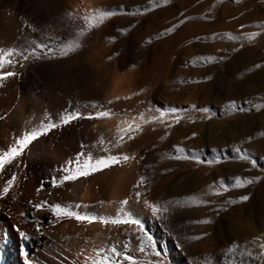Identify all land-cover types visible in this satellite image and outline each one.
I'll return each mask as SVG.
<instances>
[{
	"label": "rangeland",
	"instance_id": "obj_1",
	"mask_svg": "<svg viewBox=\"0 0 264 264\" xmlns=\"http://www.w3.org/2000/svg\"><path fill=\"white\" fill-rule=\"evenodd\" d=\"M97 10L115 15L91 30L74 26L77 16L85 22ZM0 16L22 24L39 56L53 54L35 59L25 72L35 71V82L49 89L54 119L77 108L118 113L84 119L64 134L57 144L68 156L101 136L111 141L109 131L123 127L122 120L165 113L163 123L144 124L113 149L135 160L98 172L107 193L121 194L119 205L129 201L121 207L139 221L143 215V231L160 253L149 259L264 264V0H0ZM80 31L81 47L59 56L60 46ZM170 108L186 110L178 123ZM98 149L93 154L104 155ZM141 177L146 183L137 188ZM237 178L253 183L237 186ZM144 200L169 210L157 218ZM116 230L114 246L142 256L138 248L146 237L135 226Z\"/></svg>",
	"mask_w": 264,
	"mask_h": 264
},
{
	"label": "bare ground",
	"instance_id": "obj_2",
	"mask_svg": "<svg viewBox=\"0 0 264 264\" xmlns=\"http://www.w3.org/2000/svg\"><path fill=\"white\" fill-rule=\"evenodd\" d=\"M77 3L75 8H78ZM93 6L95 5L92 8ZM74 20L76 23L73 24L78 30L84 23L87 24V20L84 22L78 16ZM22 28V24L16 19L0 16V49H33V36L23 35ZM36 54L38 55L37 52ZM52 56L53 54L46 53V56H41V60L50 59ZM10 59L16 61L15 66L5 64L3 70L14 71L17 75L8 78L0 87V117H3L0 119V151L7 150L14 143V139L25 131L37 127L46 115L53 120L60 118L54 119L50 113L49 89H42L35 82V71L32 74L25 72L29 66H33L35 58L30 56L25 61L20 56H14ZM80 121L83 120L74 121L34 141L18 158L20 168L15 167L14 161L0 173V192L13 172L18 177L8 196L0 198V264H25V252L30 264H92L101 248L108 249L115 245L111 242L114 238L111 231H117V226H105L98 222L91 225L80 224L68 218L53 223L56 217L50 207L45 206L39 210L33 207L42 201H47L48 205H71L76 212L102 219L119 218L122 209L129 213V209L119 205L121 194L114 193L113 188L110 189L112 192L107 193L105 186L99 181L98 173L58 188L52 187V177L59 178L63 175L58 169L69 158H73L57 143L64 134L73 132ZM116 134V129H111L109 139L112 141ZM76 205L80 207H75ZM143 208L141 211H144ZM141 216L140 222L143 223L144 217ZM37 225L40 226V232L36 231ZM20 231L30 238L22 239Z\"/></svg>",
	"mask_w": 264,
	"mask_h": 264
},
{
	"label": "snow or ice",
	"instance_id": "obj_3",
	"mask_svg": "<svg viewBox=\"0 0 264 264\" xmlns=\"http://www.w3.org/2000/svg\"><path fill=\"white\" fill-rule=\"evenodd\" d=\"M169 0H164V3L167 4ZM115 15L114 12L110 10H97L90 18L85 17L87 20V29L91 30L95 28L98 24L102 23L106 17H111ZM36 31L35 28L32 29ZM174 29H168V32H172ZM85 35L84 31H80L77 33V38L66 43H63L58 51V55L61 57L69 55L70 52L78 50L81 47L80 37ZM163 35V33L161 34ZM256 34H253L249 37V39H254ZM231 38V37H230ZM39 47V45H37ZM43 52V49H40ZM14 56H20L23 60L27 61L29 57H33L35 59L42 58L36 54L35 49H24V50H13V49H0V87L3 86L4 82L10 78L17 75L14 71H7L4 72L5 64H9L15 66L16 61L14 59H10ZM202 61L207 59L209 62L211 58H200ZM23 67V65H20ZM119 99V98H117ZM109 104L112 101L108 102ZM92 107L95 109L100 107L101 109L103 106H98L93 104ZM194 107V106H193ZM229 109L235 107L234 104L228 105ZM148 111H151L149 109ZM156 111H159L158 109ZM186 110H178L176 108H170L169 114L175 116V122H179L182 118L180 116V112ZM200 111L207 112L208 109H200ZM118 115L113 111L109 110H100L95 112H89L88 114H83L78 108L74 111H65L59 118V120H53L50 116H45L44 121H42L37 127H33L30 130L25 131L21 136L14 139V143L7 148L5 151H0V173H3L5 167L7 165H12L14 161L15 167L20 168V163L18 162V158L21 157L25 150L29 148V146L34 142L39 140L41 137L48 136L51 132L56 129L63 128L74 121L78 120H100V119H111L113 116ZM165 113L159 111V116H151L146 117L144 112L139 113L137 117H133L131 120H122L120 124L123 126H118V131L116 136L112 141H106L104 137H100L96 144H92L91 146L81 144L79 151L73 158H69L63 167L58 169V171L62 172L59 178L53 176L51 179V185L54 188H58L63 186L66 183H73L81 178H87L89 176L94 175L95 173L102 172L106 169L112 168L116 165L127 164L129 161L135 160V155H130L126 153H114L113 149H118L122 146V142L127 137L128 140L134 139V133L142 132L143 125L160 121L163 123V117ZM3 117H0L2 119ZM46 121V122H45ZM140 121V122H137ZM171 126V125H169ZM97 145H99V151L103 152L104 155H94L92 149H97ZM85 149H89L85 151ZM183 149L178 148L177 152H183ZM172 159H189V156H181V155H174L171 157ZM241 159H247V154H243ZM18 177L15 172L12 173L11 178L7 180L5 187L3 188L2 192H0V198L7 197L11 188L16 183ZM146 183V178L141 177L135 187L139 188L140 186ZM250 184L253 183L251 179L248 180H241L239 178L236 179L235 184L237 186H241L242 184ZM39 191V190H38ZM141 192L137 191L135 193L136 202L139 203L141 199ZM243 200H247L248 197H242ZM129 201L124 199L121 201L122 206L128 205ZM179 203V202H177ZM200 203H205L204 201H200ZM231 203V201L229 202ZM144 204L151 210L153 216L159 218L163 213L168 212V206L158 205L155 203H150L147 200H144ZM45 206L50 207L53 215L56 217V220L53 223L58 222L62 218L74 219L80 224H88L91 225L93 223H100L102 225L108 226H135V228L146 237V242H142L138 248V252L142 254V256H134L129 254L127 251L118 250L115 246H112L108 249L101 248L97 252V259L93 260L92 264H157L156 261L149 259L150 256L159 257L160 253L155 250V246L152 243V237L148 236L146 232L143 231V225L138 219L133 218L127 211H121V215L119 218H112V219H102L98 217H93L85 214H81L72 210L71 205H61L59 203L54 205H48L47 201H42L40 203L34 204L33 207L36 209H41ZM75 207H80V205H76ZM23 215V213H21ZM19 231V229H17ZM36 231L40 232V226L37 225ZM20 237L22 239H29L24 232H19ZM200 237H196L195 239H199ZM126 247V246H125ZM25 264H30L28 259V254L25 252Z\"/></svg>",
	"mask_w": 264,
	"mask_h": 264
}]
</instances>
